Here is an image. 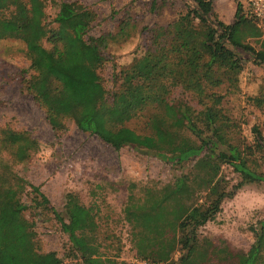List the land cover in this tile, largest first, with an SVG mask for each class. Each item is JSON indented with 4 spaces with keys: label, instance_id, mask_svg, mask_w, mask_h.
Returning <instances> with one entry per match:
<instances>
[{
    "label": "trees",
    "instance_id": "trees-1",
    "mask_svg": "<svg viewBox=\"0 0 264 264\" xmlns=\"http://www.w3.org/2000/svg\"><path fill=\"white\" fill-rule=\"evenodd\" d=\"M36 2L43 6V0H12L16 27L0 30V39L21 40L28 67L35 72L44 60L59 62L70 56V41L60 32V10L65 3L58 5L53 18L56 26L43 27L40 33L37 20L44 19V12L38 8L37 13L34 11ZM192 2L172 22L146 29L145 50L113 74L112 90L74 92L70 103L59 112L53 111L38 93L31 92L53 129L62 128L66 119L115 151L127 145L177 167L191 163L187 173L157 189V198L149 207L141 211L124 209L134 257L150 264H264V215L249 227L253 241L244 251L214 244L198 232L214 218L224 198L231 197L244 184L264 183V174L256 169L252 158L256 152L264 153V138L259 130L251 127V144L233 142L235 125L208 113L219 104L221 96L206 91L224 83L234 87L242 55L264 61V38L260 50L244 42V38H258L262 32L250 17L243 15L238 2L231 23L218 19L212 0ZM127 26L128 22L122 23L116 37L126 38ZM67 27L101 59L99 46L103 38L84 37L80 25ZM42 38L49 47L41 51L37 42ZM174 88L193 95L202 108H193L185 97H173ZM140 118L144 119L145 132L126 125ZM0 134V151H9L14 162L27 160L37 149L36 140L26 131L0 129ZM224 163L238 177L230 188L220 175ZM29 192L35 195L25 203L21 195ZM27 209H44L52 214L81 264H103L104 257L95 242L97 223L92 206L83 205L75 193H66L64 220L38 186L6 164L0 167V264H61L54 251L39 249L34 222L23 216Z\"/></svg>",
    "mask_w": 264,
    "mask_h": 264
},
{
    "label": "rangeland",
    "instance_id": "rangeland-1",
    "mask_svg": "<svg viewBox=\"0 0 264 264\" xmlns=\"http://www.w3.org/2000/svg\"><path fill=\"white\" fill-rule=\"evenodd\" d=\"M60 2L65 3L60 10V32L70 41V56L67 59L59 62L52 60L51 63L44 60L35 72L28 67L29 60L21 40L0 39V129L26 131L38 144L36 151L21 163L14 162L9 151H0V167L9 165L17 175L38 186L49 205L64 220V196L69 192L75 193L83 205L92 206L95 211V242L98 243V252L104 257L103 264H129L135 257L130 242V225L123 219L124 209L130 207L141 211L149 207L157 198V189L187 173L191 163L177 167L149 152L134 150L127 145L115 151L95 135L77 129L66 119L62 121V128L53 129L48 124L44 108L33 98V92L38 93L53 111L59 112L70 103L74 92L87 93L95 88L104 92L112 90L113 74L128 66L145 50L146 29L172 22L193 2L43 0V6L36 2L38 7L34 9L36 13L37 8L44 12V19L37 20L38 26H41L40 33L43 27L56 26L53 18ZM232 21L233 17L227 23ZM124 22H128L129 34L122 39V36L116 37V33ZM67 24L83 27L84 37L103 38L99 46L101 59L71 32ZM15 27L12 0H0V30ZM263 38L264 34L258 38L246 37L244 42L254 50H260ZM37 47L42 51L49 45L42 38ZM241 57L242 68L234 87L224 83L206 91L221 96L219 104L208 111L209 115L233 123L231 140L242 146L253 142L252 126H256L264 138V61L249 55ZM172 96L185 97L193 108H202L193 95L179 88L173 89ZM143 121L140 118L126 125L145 132ZM252 158L256 169L264 174V153L256 152ZM220 175L225 179L227 188L238 180L237 174L225 163L221 165ZM34 195L33 192L23 193L21 200L30 203ZM263 215L264 183H247L231 197L224 198L214 218L198 232L214 244L244 251L253 241L249 227ZM23 216L33 220L41 251H54L61 264H81L80 258L72 254L67 235L48 210L37 212V209H27Z\"/></svg>",
    "mask_w": 264,
    "mask_h": 264
},
{
    "label": "built area",
    "instance_id": "built-area-1",
    "mask_svg": "<svg viewBox=\"0 0 264 264\" xmlns=\"http://www.w3.org/2000/svg\"><path fill=\"white\" fill-rule=\"evenodd\" d=\"M244 16L250 17L255 26L264 34V0H237ZM129 264H150L138 258L132 259Z\"/></svg>",
    "mask_w": 264,
    "mask_h": 264
},
{
    "label": "crops",
    "instance_id": "crops-1",
    "mask_svg": "<svg viewBox=\"0 0 264 264\" xmlns=\"http://www.w3.org/2000/svg\"><path fill=\"white\" fill-rule=\"evenodd\" d=\"M212 9L221 21H227L233 17L235 11L234 0H212Z\"/></svg>",
    "mask_w": 264,
    "mask_h": 264
}]
</instances>
